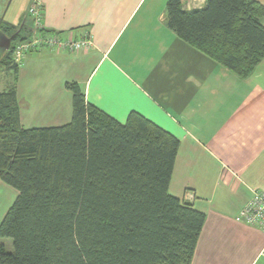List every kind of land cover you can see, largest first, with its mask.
I'll return each mask as SVG.
<instances>
[{"label":"crops","instance_id":"0c3cea01","mask_svg":"<svg viewBox=\"0 0 264 264\" xmlns=\"http://www.w3.org/2000/svg\"><path fill=\"white\" fill-rule=\"evenodd\" d=\"M37 2L45 33L89 46L23 58L21 128L68 124L69 84L119 124L139 114L179 142L168 193L205 217L190 264H264V232L235 221L253 192L264 194V59L239 78L167 27L168 0ZM203 5L185 0L183 9Z\"/></svg>","mask_w":264,"mask_h":264},{"label":"trees","instance_id":"16d2710c","mask_svg":"<svg viewBox=\"0 0 264 264\" xmlns=\"http://www.w3.org/2000/svg\"><path fill=\"white\" fill-rule=\"evenodd\" d=\"M168 0L167 27L239 78L264 59V7L253 0H204L185 11ZM0 59L14 75L0 92V182L17 196L0 222V264H190L205 217L168 193L179 142L137 113L119 124L87 104L76 84L71 121L22 129L13 45Z\"/></svg>","mask_w":264,"mask_h":264},{"label":"built area","instance_id":"2783aa9c","mask_svg":"<svg viewBox=\"0 0 264 264\" xmlns=\"http://www.w3.org/2000/svg\"><path fill=\"white\" fill-rule=\"evenodd\" d=\"M40 9L39 2L34 0L26 13V19L30 23V35L25 40L14 44L11 49V60L17 66L27 54L32 52H40L44 49L77 52L89 46L88 41H75L72 39L62 41L56 35L45 33L41 29ZM235 221L256 227L264 232V194L257 191L253 192L250 200L237 214Z\"/></svg>","mask_w":264,"mask_h":264},{"label":"rangeland","instance_id":"374dc122","mask_svg":"<svg viewBox=\"0 0 264 264\" xmlns=\"http://www.w3.org/2000/svg\"><path fill=\"white\" fill-rule=\"evenodd\" d=\"M28 2L29 0H0V18L4 14L3 20L5 22L17 24L13 29L14 31L18 32L22 29L21 21L23 19V13L27 11L26 6ZM26 25L27 27L30 25L29 21H26ZM23 33L25 38H28L30 35L27 30L23 31ZM13 81V73L5 69L3 64H0V89L5 87L6 83L9 84L6 87V90L10 89L13 86ZM16 196L17 192L13 188L3 182H0V222L8 208L14 202ZM0 243L4 246L6 252H13V244L11 239H0Z\"/></svg>","mask_w":264,"mask_h":264},{"label":"water","instance_id":"95a60500","mask_svg":"<svg viewBox=\"0 0 264 264\" xmlns=\"http://www.w3.org/2000/svg\"><path fill=\"white\" fill-rule=\"evenodd\" d=\"M3 18L4 14L0 18V22L3 21ZM13 38L14 36L8 37L2 31H0V59L6 52L9 51Z\"/></svg>","mask_w":264,"mask_h":264}]
</instances>
